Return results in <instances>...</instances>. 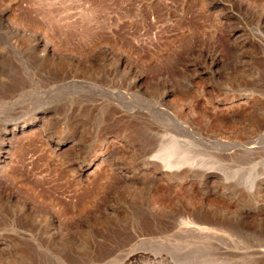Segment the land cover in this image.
Returning a JSON list of instances; mask_svg holds the SVG:
<instances>
[{"label":"rangeland","instance_id":"1","mask_svg":"<svg viewBox=\"0 0 264 264\" xmlns=\"http://www.w3.org/2000/svg\"><path fill=\"white\" fill-rule=\"evenodd\" d=\"M240 1L0 0V264H118L144 231L179 264L264 253V0ZM43 108L48 126L30 125ZM163 138L179 171L157 172ZM181 216L230 236L171 227Z\"/></svg>","mask_w":264,"mask_h":264},{"label":"bare ground","instance_id":"2","mask_svg":"<svg viewBox=\"0 0 264 264\" xmlns=\"http://www.w3.org/2000/svg\"><path fill=\"white\" fill-rule=\"evenodd\" d=\"M230 1V0H229ZM243 3V0L242 1H240L238 4H242ZM215 5V4H214ZM236 32V30H232V35H233V33H235ZM37 34V33H36ZM195 40V39H194ZM237 40V39H236ZM193 41V40H192ZM229 39H226V45L227 44H229ZM47 42V41H46ZM214 42V41H213ZM217 42V41H216ZM216 42H215V44H216ZM194 43H196V42H194ZM212 43V42H211ZM48 44V43H47ZM213 44V43H212ZM44 45V44H43ZM41 46V45H40ZM52 46V45H51ZM209 47V46H208ZM43 48V47H42ZM44 49V48H43ZM42 49V50H43ZM54 49V48H53ZM209 52H208V54L207 55H210V58H208L210 61H209V65H210V68L211 67H213V66H216L217 64H219V58L218 57H215V55H217V54H219V51H218V49L216 48V46L215 45H212V46H210V49L208 50ZM56 52V51H55ZM52 53V52H51ZM50 53V54H51ZM53 55H54V52L52 53ZM45 57V56H44ZM115 61V60H114ZM117 61V60H116ZM209 68V69H210ZM62 73V72H61ZM214 73V72H213ZM212 74V73H211ZM169 89H165L163 92H162V95H166L169 91H168ZM203 95V94H202ZM168 96V95H167ZM232 96V95H231ZM227 97V96H226ZM234 97V96H233ZM204 98V97H203ZM206 98V97H205ZM236 98V97H235ZM228 99V98H227ZM163 100V99H162ZM223 100V99H222ZM213 101H215V102H222L221 100H216V99H214ZM224 101H227L225 98H224ZM223 101V102H224ZM194 102H196V105H195V107L194 108H196L197 106H198V104L200 103L199 102V100H197V101H194ZM227 102H237V99H229ZM207 104H210L211 106L210 107H214L215 105H213V104H215L214 102H213V104L210 102H208V101H206V105ZM191 105H192V103H191ZM190 104H187V107H188V109H190V107H192ZM204 105V104H203ZM240 104H238V106H239ZM194 106V105H193ZM49 107V106H48ZM217 107V106H216ZM215 107V108H216ZM45 108V107H44ZM44 108L43 109H40V110H36L34 113H33V115H32V117L30 118L31 120H30V125L31 124H33V125H35L36 127H39V128H41L48 120H47V118H49V117H51V116H47V112H46V110H44ZM218 108V107H217ZM206 109V108H205ZM192 110H193V108H192ZM49 112V111H48ZM199 112V111H198ZM201 113H202V111H200ZM28 113V112H27ZM25 114V113H24ZM52 114V113H51ZM215 115V114H214ZM31 116V115H30ZM209 116V115H208ZM201 121V120H200ZM24 122V121H23ZM49 122V121H48ZM191 122V121H190ZM199 122V121H198ZM202 122V121H201ZM200 122V123H201ZM21 124V123H20ZM19 124V125H20ZM56 124V123H55ZM27 125H29V124H27V122H24L23 123V125L21 124L20 126H18L17 124H12L11 126H10V128L8 129V130H6V132H8V133H11V132H13V131H15L16 130V132H21V131H23L24 129L23 128H25ZM50 125V124H49ZM57 125V124H56ZM1 126H2V124H1ZM7 126V125H6ZM45 126V125H44ZM48 126V125H47ZM47 126H45V127H47ZM53 126V125H52ZM51 127V126H50ZM59 127V126H58ZM29 128V127H28ZM43 128V127H42ZM129 128V127H128ZM190 128V127H189ZM6 129V128H5ZM36 129V128H35ZM201 129V128H200ZM33 130V129H32ZM49 130V129H48ZM51 130V129H50ZM54 131H56V130H54ZM68 131H70V130H68ZM113 131V130H112ZM5 132V133H6ZM53 132V131H52ZM204 132V131H203ZM5 133H2V135H4ZM39 133V132H38ZM50 133V132H49ZM58 133V132H57ZM67 134H68V132H66ZM71 133V132H70ZM74 133V132H73ZM66 134V135H67ZM72 134V133H71ZM46 135H47V133H46ZM51 135V134H50ZM65 135V134H64ZM65 135V136H66ZM48 136V135H47ZM56 136V135H55ZM54 136V138L51 140V142H52V150L53 151H60L59 149H61V148H63L64 146H66V145H69L70 146V144H69V142L65 139V138H61V137H55ZM61 136H63V135H61ZM64 137V136H63ZM107 137V136H106ZM106 137H104V140H103V142H102V147H98V148H96V150H95V152H94V157H97L98 159H100V161L102 160H104L105 158V156L108 154V152H110L109 151V145L107 146V144H106ZM50 138V137H49ZM7 139V138H6ZM51 139V138H50ZM69 139V138H68ZM164 139V138H163ZM166 140H167V138H165ZM164 139V141H166ZM3 140V138H0V144H2L1 143V141ZM71 140V139H70ZM77 141V140H76ZM192 141V140H191ZM6 142V141H5ZM71 142H72V140H71ZM176 142V140H172V139H169L168 141H166V142H164V146H163V148H161V149H163V151H162V153H161V156H160V159H161V166L160 167H158V173H160V174H163V173H166V172H170V171H179L181 168H183L182 166V161H178V160H175V161H177L178 163H174V160H173V158L171 157L172 156V154L170 153L171 151H173V150H171V149H174V147L175 148H177V144L178 143H175ZM73 144H74V142H73ZM163 144V143H162ZM85 145V144H84ZM101 146V145H100ZM187 147V146H186ZM193 147V146H192ZM194 148V147H193ZM193 148H191L192 150H193ZM161 149H159V150H161ZM169 149L171 150V151H169ZM190 149V148H189ZM191 150V151H192ZM57 151V152H58ZM188 151V149L186 148V152ZM199 151V150H198ZM204 151V150H203ZM206 151V150H205ZM56 152V153H57ZM70 152V151H69ZM193 152V151H192ZM192 152H190V153H188L187 155H186V153H185V160H186V166H185V168H186V170L188 171V173L189 172H193V171H196L197 169V167L195 168V167H192V165H191V161L193 160H191V159H189V154H192ZM72 153V152H71ZM197 153V152H196ZM202 153V152H201ZM204 153H206V152H204ZM75 154V153H74ZM171 154V155H170ZM1 155V154H0ZM72 155V154H71ZM196 155V154H195ZM199 156V159H201V156L203 155H200V154H198ZM83 156V155H82ZM209 156V155H208ZM154 157V156H153ZM158 157V156H157ZM170 157L172 158V160H173V162L170 160ZM191 157H192V155H191ZM83 158V157H82ZM96 158V159H97ZM159 158V157H158ZM197 158V157H196ZM72 159V158H71ZM79 159V158H78ZM202 159H204L203 158V156H202ZM73 160V159H72ZM179 160H182V159H179ZM207 160H209V159H207ZM211 160V159H210ZM90 161V160H89ZM151 161V160H150ZM152 161H154L153 159H152ZM195 161H197V160H195ZM213 161V160H212ZM157 162V161H156ZM181 162V163H180ZM194 162V161H193ZM192 162V163H193ZM199 162V161H198ZM197 162V163H198ZM201 162H202V160H201ZM207 163L209 162V161H206ZM154 163H155V161H154ZM206 163V164H207ZM67 164V163H66ZM77 164H79V163H77ZM88 167H89V162L88 163H85ZM158 164L160 165V163H159V160H158ZM184 164V163H183ZM205 164V165H206ZM75 165V164H74ZM182 165V166H181ZM194 166V165H193ZM208 166H209V163H208ZM212 166V165H211ZM210 166V167H211ZM88 167H86V166H83V165H80L79 166V171H78V173H80V172H83L86 168H88ZM213 167V166H212ZM77 171V170H76ZM203 172H205L204 173V175L205 174H207L208 176H215V174H218V173H214V171H211V170H205V171H203ZM76 173V172H75ZM77 173V174H78ZM197 174H199V173H197ZM79 175V174H78ZM194 175H195V173H194ZM217 176H219V175H217ZM219 178H220V176H219ZM216 180V179H215ZM30 190V189H29ZM202 203V202H201ZM209 206V205H208ZM198 207V206H197ZM207 207V206H206ZM197 209V208H196ZM54 215H56V214H54ZM63 215V214H62ZM56 218H57V216H55ZM191 218V217H190ZM59 219V218H58ZM57 219V220H58ZM207 219V218H206ZM48 220V219H47ZM49 220H50V228L53 230V231H55L56 233L58 232V230H57V228H58V225H57V222H56V219L53 217V216H50V218H49ZM152 220V219H151ZM151 220H149V222H143L142 224L143 225H145L146 226V228L148 227V229L149 228H153V225H155V226H158V224L160 223L159 221L158 222H152V223H150V221ZM210 220V219H209ZM148 221V220H147ZM157 221V220H156ZM162 221V220H161ZM222 221V220H221ZM221 221H220V223H221ZM165 222V221H164ZM225 222H227V221H225ZM163 224H165V223H163ZM222 224V223H221ZM219 225V224H217L216 222H211V221H207V220H202V219H199V220H191V219H189V217L186 219V218H183L182 216L180 217V218H177V219H175V223L171 226V227H173V226H179V228H180V230L181 231H184L185 233H189V234H194V232H196V235H197V233L199 232V231H203V230H205V231H208V232H210L208 235H206V237H210V234L211 235H216L217 237L218 236H221L222 235V237H229L230 236V234L229 233H224L225 231H223L222 229H224V227L222 228V225L224 224H222V225ZM59 225H61V224H59ZM65 225V224H64ZM226 226H228V225H226ZM47 227V226H46ZM62 227V226H61ZM167 227V226H166ZM170 227V228H171ZM63 228V227H62ZM61 228V229H62ZM222 228V229H221ZM50 229V230H51ZM55 229V230H54ZM64 229V228H63ZM164 229V228H163ZM227 229H229V227H227ZM166 230V229H165ZM62 231V230H61ZM169 231V230H168ZM177 231V230H176ZM217 231H219V232H217ZM231 231V230H230ZM46 232V231H45ZM65 232V231H64ZM218 234H217V233ZM54 233V232H53ZM62 233V232H61ZM159 234H160V232H158ZM157 232H153V231H144V232H140V234L139 233H137V234H135L134 233V235H132L131 237H129V239H128V241H127V244H125V245H129V246H132V249L130 250V251H128V254H126L120 261H119V263L118 264H179V262L178 261H174V260H171L170 259V257H169V253L167 254V253H161L160 251H158L161 247H162V243L164 244L165 242L163 241V240H161V239H159V238H150V235H152V234H158ZM180 232H178V234H179ZM200 233V232H199ZM62 235L64 236V234L62 233ZM129 235V234H128ZM175 235V234H174ZM176 235H177V233H176ZM180 235V234H179ZM169 236H170V234H169ZM195 236V235H194ZM201 236H203V235H201ZM57 237H60V236H57ZM67 237V236H66ZM72 237V236H71ZM176 237H178V236H176ZM182 237V236H181ZM183 237H185V236H183ZM214 237V236H213ZM63 238V237H62ZM216 238V237H215ZM258 238V237H257ZM61 239V238H60ZM74 239H76V238H73V240ZM172 239V238H171ZM174 239V238H173ZM201 239H203V238H201ZM216 239H218V238H216ZM58 240V239H57ZM72 240V241H73ZM166 240V239H165ZM195 240V239H194ZM222 240H224V238H222ZM246 240V239H245ZM65 241V240H64ZM131 241V242H130ZM185 241H187V240H185ZM251 241H253V240H251ZM76 242V241H75ZM202 242V241H201ZM215 242V241H214ZM214 242H211V243H214ZM223 242V241H222ZM255 242V241H254ZM191 243V242H190ZM204 243V242H203ZM205 243H207V242H205ZM209 243V242H208ZM245 243V242H244ZM257 243V242H256ZM60 244H62V242L60 243ZM166 244V243H165ZM187 244V243H186ZM201 244V243H200ZM227 244V243H226ZM66 245V244H65ZM68 245V244H67ZM167 245V244H166ZM169 245H171V244H169ZM168 245V246H169ZM177 244H175V247L174 248H176V247H178V245L176 246ZM203 245V244H202ZM228 245V244H227ZM229 245H230V243H229ZM254 245V244H253ZM174 246V245H173ZM180 246V245H179ZM205 246V245H204ZM219 246V245H218ZM235 246V245H234ZM61 247V246H60ZM62 247H63V245H62ZM166 247V246H165ZM171 247V246H170ZM182 247H185V246H182ZM192 247V246H191ZM194 247V246H193ZM197 246H195L194 248H196ZM203 246H201V248H202ZM207 247H209V246H207ZM215 247H216V245H215ZM215 247L213 246V248L215 249ZM232 247V246H231ZM64 248V247H63ZM180 248V247H179ZM210 248H211V246H210ZM212 248V249H213ZM225 248V247H224ZM236 248V247H235ZM208 249V248H207ZM263 248H258V249H254L255 251V256L253 257V261H254V263L252 262L251 264H255V262H256V264H264V253H263V250H262ZM60 250H63L62 248L60 249ZM169 250H171V248L169 249ZM188 250V249H187ZM244 250V249H243ZM72 251V250H71ZM158 251V252H157ZM173 251H176V250H173ZM191 251V250H190ZM189 251V252H190ZM206 251V250H205ZM210 251V250H209ZM213 251V250H212ZM227 251H230V250H227ZM252 251V250H251ZM188 252V253H189ZM192 252H195V251H192ZM200 252V250H198V253ZM221 252V251H220ZM231 252V251H230ZM244 252V251H243ZM173 253V252H172ZM196 253H197V251H196ZM202 253V252H201ZM215 253V252H214ZM217 253V252H216ZM215 253V254H216ZM226 253V252H225ZM245 253H246V251H245ZM174 254V253H173ZM203 254V253H202ZM219 254V253H218ZM237 254V253H236ZM187 255V254H186ZM219 255H221V254H219ZM175 256V255H174ZM188 256H186V258H187ZM67 258V257H66ZM71 258V257H70ZM73 258V257H72ZM216 258H217V256H216ZM219 258H221V263L222 264H225L224 262L225 261H223V259H224V256H219ZM62 259V258H61ZM173 259V258H172ZM242 259V258H241ZM251 259H252V257H251ZM68 261H69V259H67ZM192 260V259H191ZM226 260V259H225ZM245 260H247L246 258H245ZM250 260V259H249ZM72 261V260H71ZM196 260H194V262H195ZM202 261V260H201ZM233 262H234V260H232ZM239 261V260H238ZM63 262H65L64 261V259H63ZM186 262V261H185ZM188 262V261H187ZM192 262V261H191ZM186 263V264H192V263ZM233 262H231V263H233ZM199 263L200 264H203V263H201L200 261H199ZM213 263V262H212ZM212 263H210V264H212ZM235 263V262H234ZM233 263V264H234ZM204 264H206V263H204ZM242 264H246L245 262H243ZM249 264V263H248Z\"/></svg>","mask_w":264,"mask_h":264}]
</instances>
